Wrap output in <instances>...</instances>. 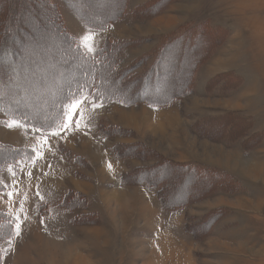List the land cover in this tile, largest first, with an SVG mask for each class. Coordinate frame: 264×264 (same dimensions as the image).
<instances>
[{
    "label": "rangeland",
    "instance_id": "obj_1",
    "mask_svg": "<svg viewBox=\"0 0 264 264\" xmlns=\"http://www.w3.org/2000/svg\"><path fill=\"white\" fill-rule=\"evenodd\" d=\"M21 5L0 30L25 62L4 106L60 123L0 107V264H264V0ZM85 36L113 45L104 65ZM101 85L119 94L93 107Z\"/></svg>",
    "mask_w": 264,
    "mask_h": 264
},
{
    "label": "trees",
    "instance_id": "obj_2",
    "mask_svg": "<svg viewBox=\"0 0 264 264\" xmlns=\"http://www.w3.org/2000/svg\"><path fill=\"white\" fill-rule=\"evenodd\" d=\"M22 1L24 2L25 0H12L11 1L12 3L9 4V5H12L10 7L12 9V11H10V13L8 15H5L9 11V7L7 5H3V3L7 2V0H0V30H2L4 28V26L6 25V21L7 22L12 21L10 19L11 12H12V14L14 13V11H16V13H17L20 10V8H22V5H21ZM116 16L117 15H114L112 18H115ZM107 20H109V19H107ZM110 20H111V18H110ZM86 23H88L90 26L98 25V24H95V21H88ZM9 27H11V24L9 23V26H8V23H7L6 28L8 29ZM10 32L12 33V30ZM1 37H2V34L0 35V40H1ZM62 38L67 39L70 46L73 44L72 38L67 33L64 34V36H62ZM112 46H113L112 44H109V45L104 44V46L101 48V50L99 49L97 52H95V54H92V55H89L88 53L83 52L80 48H79L80 50L78 48H77V50H78L79 54H82L83 56H89L90 57V59H91L90 62L92 63L91 66L95 69V67L97 65L98 66L104 65L102 63H103V60L106 59V57L108 59H110V56H112V53H113ZM10 50H11L10 47H7V46L4 47V45L0 44V107L4 108L3 110L5 111V113L7 112V114L12 115L13 113H15L16 115L13 114L12 116L19 118L20 120L25 121L26 123H28L29 126L38 127L42 131L53 130L55 127H57L59 125V124L58 125H56V124L60 123V122H57V120H55L56 118H58V114H56L55 117L53 115L49 116V117H43V118L36 116L33 119L32 115H31V117H29L26 114L21 115V113H19V111L18 112H12V111L8 110V109H10V107L6 108L4 106L5 103H7V104L14 103L13 109L15 110L16 105H17V101L20 100L19 92L17 91L16 86H14V80L16 78L15 74L17 73V67L16 66L19 64H20V66L25 65V62L21 61L19 58H17L18 56L16 54H15V56H16L15 57L13 54L8 52ZM21 63H23V64H21ZM26 67L28 68L30 66L27 65ZM81 69H83V68H81ZM111 74H113V71L111 72ZM95 78L102 80V74H97L95 76ZM104 79H106V78H104ZM115 80L118 82L117 79H113L112 82H114ZM75 90L76 89H74V87H72L70 91H75ZM113 92L116 94H119V92H115L114 90L102 88V85H101L98 88H96L97 96H95V98H96L95 100L99 101V102L108 101L107 99H110V98L117 96V95H114ZM74 99H76V98H73V100ZM69 101H70V99L67 101V103ZM123 101L125 102V100H123ZM58 109H60V105L57 106V110ZM6 156H9V157L6 159L1 158L0 165H6L8 163H14V161H12V158H14L15 153L14 154L11 153V154L6 155ZM26 158H28V157H26ZM5 215L8 216L7 214L2 213L0 211V220ZM10 233H11V231L8 230V234H10Z\"/></svg>",
    "mask_w": 264,
    "mask_h": 264
},
{
    "label": "snow or ice",
    "instance_id": "obj_3",
    "mask_svg": "<svg viewBox=\"0 0 264 264\" xmlns=\"http://www.w3.org/2000/svg\"><path fill=\"white\" fill-rule=\"evenodd\" d=\"M90 39H91L90 36H85L83 38V41H84L83 47L85 48L86 52L91 55V54H95L96 49L93 46H91L90 44L87 43V41H89ZM95 99L96 98H93V101H92L93 107L97 106V104L95 103ZM88 102L89 101H88L87 97H82L81 99H74V102L71 105V111L79 112L80 111V106L83 105V104H86ZM74 123H75L76 128L78 129L79 128V121H75ZM72 126H73V120H72V117L70 116L68 118V122H66L63 125V129L62 130L66 132ZM60 134H61L60 132H53L51 135L59 136ZM45 142H47V138H46ZM109 167H111V166H109ZM29 175H31V173H29ZM8 195H11V193H9Z\"/></svg>",
    "mask_w": 264,
    "mask_h": 264
},
{
    "label": "crops",
    "instance_id": "obj_4",
    "mask_svg": "<svg viewBox=\"0 0 264 264\" xmlns=\"http://www.w3.org/2000/svg\"><path fill=\"white\" fill-rule=\"evenodd\" d=\"M41 172H42V176L44 175V169H41ZM45 176V177H44ZM43 176V178H42V180H44V181H46L47 183H49V185H51V184H54V183H57V181H55L54 183H52V180H50V178H49V176H50V174H46L45 173V175ZM51 177V176H50ZM56 179H57V177H55ZM12 186L13 187H15L14 186V184H12ZM10 191H12V189L10 190ZM2 211V210H1Z\"/></svg>",
    "mask_w": 264,
    "mask_h": 264
},
{
    "label": "bare ground",
    "instance_id": "obj_5",
    "mask_svg": "<svg viewBox=\"0 0 264 264\" xmlns=\"http://www.w3.org/2000/svg\"><path fill=\"white\" fill-rule=\"evenodd\" d=\"M35 6V5H34ZM33 7V6H32ZM39 18V17H38ZM35 19V18H34ZM37 21V20H36ZM14 24V23H13ZM22 25V24H21ZM22 28V27H21ZM21 33V32H20ZM24 34V33H23ZM35 34V33H34ZM22 36V35H21ZM30 38V37H29ZM48 40V39H47ZM27 41V40H26ZM12 44V43H11ZM26 45V44H25ZM34 45V44H33ZM17 46V45H16ZM31 46V45H30ZM45 55V54H44ZM40 56V55H39ZM47 56V55H46ZM36 58V57H35ZM34 58V59H35ZM48 58V57H47ZM47 58H46V60H47ZM37 59V58H36ZM38 59H39V57H38ZM4 60V59H3ZM6 60V59H5ZM29 60V59H28ZM43 60V59H42ZM50 60V59H49ZM54 60V59H53ZM46 62V61H45ZM18 63V62H17ZM47 63V62H46ZM56 63V62H55ZM40 64V63H39ZM43 64V63H42ZM58 64V63H57ZM53 65V64H52ZM23 67V66H22ZM37 67V66H36ZM42 68H43V66H42ZM73 68V67H72ZM24 69V68H23ZM30 69V68H29ZM46 69V68H45ZM39 70V69H38ZM71 71V70H70ZM64 72V71H63ZM49 75H51V74H49ZM63 77V76H62ZM67 77V76H66ZM51 78V77H50ZM57 78V77H56ZM59 78H60V76H59ZM31 81V80H30ZM36 81V80H35ZM49 81V80H48ZM167 89V88H166ZM30 90V89H29ZM222 262V261H221Z\"/></svg>",
    "mask_w": 264,
    "mask_h": 264
}]
</instances>
